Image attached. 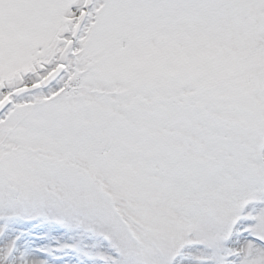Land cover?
I'll return each instance as SVG.
<instances>
[{
  "label": "snow or ice",
  "instance_id": "obj_1",
  "mask_svg": "<svg viewBox=\"0 0 264 264\" xmlns=\"http://www.w3.org/2000/svg\"><path fill=\"white\" fill-rule=\"evenodd\" d=\"M0 264H264V0H0Z\"/></svg>",
  "mask_w": 264,
  "mask_h": 264
}]
</instances>
